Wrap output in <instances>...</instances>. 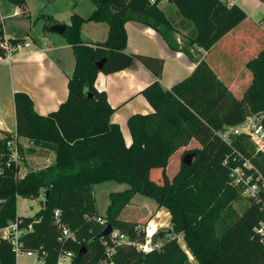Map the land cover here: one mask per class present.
I'll return each mask as SVG.
<instances>
[{
  "label": "trees",
  "instance_id": "1",
  "mask_svg": "<svg viewBox=\"0 0 264 264\" xmlns=\"http://www.w3.org/2000/svg\"><path fill=\"white\" fill-rule=\"evenodd\" d=\"M4 1L19 8L25 4L24 0ZM89 1L94 7L90 16L71 14L62 35L74 56L66 100L55 112L41 116L33 110L27 94L13 95L15 133L0 131V229L15 220L20 230L31 225V231L19 237L18 247L22 253H37L41 264H56L58 256L67 252L74 254L72 264H193L174 236L148 253L130 244H116L110 235L90 242L104 228L95 221L101 218L105 226H112L128 243L143 245L145 233L138 224L119 218L130 200L140 195L153 200L158 209L168 210L174 234L182 233L197 264H264V246L256 232L264 222V213L258 206L249 204L231 225L216 227L229 204L236 200L235 193L226 188L230 169L247 161L264 178V156L254 154L246 134L232 137L230 145L216 135L223 128H234L248 117L264 112V47L258 50L260 46L251 42L252 37L238 34L246 14L223 0H167L182 18V27L189 30L180 45L174 21L158 7L162 0H113L112 9L124 11L120 19L107 13L111 0ZM39 19L51 21L43 14L35 21ZM89 22L109 27L104 44L84 43L81 27ZM127 22L154 30L171 51L181 52L190 60L193 49L200 48L208 54L226 38L219 47L229 46L231 50L223 58L234 64L235 74L247 73L250 82L242 96L235 97L202 57L187 78L163 89L158 81L162 59L125 52ZM260 23H264V17ZM48 29L49 25L45 31ZM232 33L240 39V46L250 48L245 54L232 55ZM3 39L0 21V43ZM7 40L11 44L21 42ZM1 58L4 52L0 48ZM103 59L102 68L97 69L95 65ZM134 62H139L155 79L141 92L153 112L129 117L131 144L127 148L119 126L110 122L114 109L94 83L99 73L114 74ZM17 138L51 150L53 165L20 175V164L10 161L7 146ZM193 142L195 148L182 153V157L194 153L192 164L186 167L180 163L178 172L169 180L166 169L172 156ZM17 147L19 160L23 159L24 151ZM152 170L162 171L161 185L150 179ZM107 182L128 188L109 195L102 217L97 213L92 192L94 186ZM41 194L44 202L40 210L31 217L17 216L18 197L36 200ZM63 227L73 233V238H62ZM82 248L84 253L78 256ZM16 258L11 243L0 235V264H16Z\"/></svg>",
  "mask_w": 264,
  "mask_h": 264
},
{
  "label": "crops",
  "instance_id": "2",
  "mask_svg": "<svg viewBox=\"0 0 264 264\" xmlns=\"http://www.w3.org/2000/svg\"><path fill=\"white\" fill-rule=\"evenodd\" d=\"M24 1V6L19 8L0 0V21L3 27L4 39L21 40L19 43L20 49L11 58L0 59V131L12 134L15 133L16 127L13 104L15 93L27 94L32 101L33 110L41 116L55 112L67 98V82L74 68L73 52L62 36L51 33L49 29L45 31V27L49 25L50 28L58 23L67 25L69 17L73 13L87 18L94 9V7L87 8L86 14H82L78 9L74 12V9L82 0H70L69 12L57 16L55 12L47 9L53 2L59 0H36L41 2V5L37 8L38 12L31 15L29 0ZM237 1L230 0L227 4H235L242 9ZM112 2L113 0L109 2L107 13L110 17L122 18L124 11L115 12L110 5ZM158 7L166 18H173L174 24L180 23L175 6L169 4L167 0H162ZM42 14L49 17L51 21L46 22L42 19L35 21L37 16ZM246 16L248 15L246 14ZM124 29L127 37L125 47L127 54L163 60L162 73L158 80L163 89H170L173 85L187 78L196 67L195 62L202 57H205L218 78L229 87L235 97L240 98L244 87L250 82V76L247 73L235 74L234 64H229L225 58L222 59L221 57L218 61L211 57L216 48L221 46L226 38L208 54L200 48L193 49V59L190 60L181 52L171 51L161 36L150 28L136 22H127ZM179 31L184 38L189 33V30ZM35 32L37 33L35 34ZM108 32L109 27L104 24L89 22L81 27L82 39L85 44L90 46L104 44L108 39ZM181 36L177 34V38ZM231 36L232 55L241 56L250 49L249 47L240 46V39L234 38L233 33ZM25 44H29V46L26 47ZM225 72H228V75L232 78L226 77ZM239 76H243V79H240ZM154 80L152 74L139 62H134L131 67L123 71L110 75L99 73L96 77L94 87L98 92H103L106 95L109 106L114 109L110 122L119 126L127 148L131 144V135L127 127L129 117L153 112L141 92ZM16 144L24 151V157L29 166L31 164L39 165L36 169L41 170L53 165L55 157L51 150L47 149L45 151L35 147L25 138H17ZM25 152L30 154L27 155ZM33 154L34 156H31ZM30 171L35 170H29L24 174Z\"/></svg>",
  "mask_w": 264,
  "mask_h": 264
},
{
  "label": "rangeland",
  "instance_id": "3",
  "mask_svg": "<svg viewBox=\"0 0 264 264\" xmlns=\"http://www.w3.org/2000/svg\"><path fill=\"white\" fill-rule=\"evenodd\" d=\"M224 1L228 3L230 0H224ZM256 1L254 0H238L237 1L238 4L242 6V10L248 15L247 19L242 24V28L238 31V34L240 36L245 35L246 37H249V38L252 37L251 42L256 45L259 44L260 48L258 50H261L264 47V29L260 23V21L264 17V2L262 3L259 0H256ZM40 5H41V2L39 1L29 0V8H30L29 10H30L31 15H35L38 12L37 8L40 7ZM69 6H71L70 0H59V1L53 2L47 10L55 12L57 16H62L63 14L65 15L67 14V12H69ZM89 7L93 8V5L91 4V2L89 0H82V2L78 3L76 8L74 9V12L75 10L78 9L79 12H81L82 14H86V10L87 8L89 9ZM178 17L180 21H182V18H180L179 15ZM170 18L173 20L172 17ZM175 28H176L175 37L177 39V42L181 45V43H183L185 40V38L181 36L182 34L179 31V30L184 29L182 27V22L175 24ZM36 33L37 32H35V34ZM177 34L181 36L179 37L180 39L177 38ZM230 50L231 48L229 46L219 47L218 50H215L213 52L211 57L220 61V58L222 57L223 59V56L225 57L226 53L229 52ZM225 75L226 77H228L229 76L228 72H225ZM260 113H264V112H260ZM258 114L259 113H256L253 116H256ZM250 143L252 144V146H254V154L258 153L256 144L252 140H250ZM195 146H196V143L193 142L191 143L190 146H188L184 150H180L178 154H174L172 156L169 166L166 169V175L169 180H171L179 170L181 159H182V153L184 151L193 150ZM44 150L46 151L47 149L44 148ZM25 153L27 155L30 154L28 152H25ZM31 156H34V154ZM30 162L32 161L30 160ZM19 164H20V174L21 175H25L24 172H27L29 170L38 171V169L36 168L39 165L35 166L34 164H31L29 166L27 164L25 157L24 159L19 160ZM150 179L154 181L155 183L161 185L163 183L162 171L152 170L150 172ZM226 185H227L226 187L227 189H230L233 193H235L236 200L232 201L229 204V208L224 211L223 215H221L220 220L218 221V223H216V227L218 229L231 225L236 219H238L241 216V214L248 207V205L252 204V202L248 199L245 193L244 187L237 185L234 181H231L230 179L228 180ZM127 188L128 186L125 184H116L113 182H107V183L94 186L92 193L95 199V206H96V210L98 214L104 215L105 209L107 208L109 204V195L111 193L122 192L126 190ZM42 202H44V197L42 194L36 200H30V199H24V198L18 197L16 199L17 216H20V217L33 216L35 212H37L38 210L42 208L41 206ZM158 211L162 212L164 215L165 214L167 215V220L164 223L160 221L161 219L158 220L159 224L156 223L158 226L155 229V232L157 233L155 234V237L151 239L152 246H155L156 249H159L169 238L159 239L157 237V234L161 231L166 232L168 230H172L174 233L173 225L171 223L172 218L166 208L158 209L157 205L155 204L153 200L147 197L136 195L130 200L128 205L125 208H123L119 218L124 221H132V222L137 223L139 228L145 233V229L149 225L148 222L151 219L154 220V218L157 215L156 213ZM102 217H105V216H102ZM174 237L178 240L180 247L183 249V251L188 256V260L190 261V263L197 264L195 259L191 256V254L189 253L185 245V241L183 240L182 233L174 234ZM34 261H35L34 257H27L24 253L17 255V258H16V264H34Z\"/></svg>",
  "mask_w": 264,
  "mask_h": 264
},
{
  "label": "built area",
  "instance_id": "4",
  "mask_svg": "<svg viewBox=\"0 0 264 264\" xmlns=\"http://www.w3.org/2000/svg\"><path fill=\"white\" fill-rule=\"evenodd\" d=\"M264 27V23L261 24ZM26 47L29 44H25ZM20 44H11L7 39H3L0 43V48L4 52V58H11L15 52L20 49ZM264 121V113H259L256 116L248 117L244 123L234 127V128H223L224 132L220 130L216 133L221 141L230 145L231 138L236 135L246 134L250 140H252L257 146V152L264 155V127L262 122ZM8 149L10 150V161L15 164L19 163V154L18 147L16 142H9L7 144ZM229 179L234 181L237 185L244 187L245 193L248 199L256 206L259 207L260 211L264 213V178L260 172L250 165L249 162L244 161L242 166H236L230 169ZM58 212H56L57 215ZM100 226L105 227V220L97 218L95 220ZM56 219V223H58ZM31 225L27 228L20 230L18 228V220L10 223L5 228L0 229V235L7 239L13 246L16 256L21 254L18 247V239L21 235L25 234L28 231H31ZM257 234L261 238V243L264 246V222L259 224L258 229L256 230ZM146 236V235H145ZM62 238H73V233H71L67 228H62ZM110 240L116 244L126 243L134 246L137 250L142 251L143 253H148L154 249L155 246H152L151 239L145 238V243L143 245H136L135 243H128L125 237L119 234L117 231H114L110 234ZM27 257H34V264H41L42 261L39 260L38 254L34 252H23ZM74 254L72 252L61 253L56 261V264H72ZM106 264V263H102Z\"/></svg>",
  "mask_w": 264,
  "mask_h": 264
},
{
  "label": "water",
  "instance_id": "5",
  "mask_svg": "<svg viewBox=\"0 0 264 264\" xmlns=\"http://www.w3.org/2000/svg\"><path fill=\"white\" fill-rule=\"evenodd\" d=\"M66 29V24H63V23H58V24H55L53 26H51L49 28V31L53 34H56V35H59V36H62L64 31ZM105 62V59L101 60L99 63H97L95 66L97 69H101L103 64ZM222 132H224V129L222 130ZM195 155L194 153H187L185 154L183 157H182V160H181V163L186 166V167H189L191 164H192V161L194 159ZM112 232H114V229L112 226L110 225H106L103 230L98 234L96 235L90 242H94L96 240H100L101 238L105 237V236H108L110 235ZM174 236V233L172 230H168L166 232H159L157 234V237L159 239H165V238H173ZM84 253V248L80 249L79 253H78V256H81L82 254Z\"/></svg>",
  "mask_w": 264,
  "mask_h": 264
},
{
  "label": "bare ground",
  "instance_id": "6",
  "mask_svg": "<svg viewBox=\"0 0 264 264\" xmlns=\"http://www.w3.org/2000/svg\"><path fill=\"white\" fill-rule=\"evenodd\" d=\"M159 219H161L160 221L161 222H165L166 220H167V215L165 214H163L162 212H159L157 215H156V217L154 218V220H152L150 223H149V225H148V227H146V229H145V235H146V238H147V240L148 239H152L154 236H155V234L157 233V232H155V229L157 228V224L156 223H158L159 221ZM159 224V223H158ZM155 232V233H154Z\"/></svg>",
  "mask_w": 264,
  "mask_h": 264
}]
</instances>
